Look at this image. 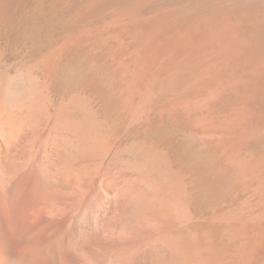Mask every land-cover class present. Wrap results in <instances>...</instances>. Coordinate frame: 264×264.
<instances>
[{"label":"rangeland","instance_id":"rangeland-1","mask_svg":"<svg viewBox=\"0 0 264 264\" xmlns=\"http://www.w3.org/2000/svg\"><path fill=\"white\" fill-rule=\"evenodd\" d=\"M0 18V99L8 93L25 114L40 94L67 91L57 90L49 63L129 71L146 130L140 148L131 138L114 148L110 167L131 177L144 154V189L160 211L159 264H264V0H0ZM157 122L182 130L169 144L193 134L223 177L204 184L197 158L187 167L148 128ZM151 147L170 154L158 158Z\"/></svg>","mask_w":264,"mask_h":264},{"label":"bare ground","instance_id":"bare-ground-1","mask_svg":"<svg viewBox=\"0 0 264 264\" xmlns=\"http://www.w3.org/2000/svg\"><path fill=\"white\" fill-rule=\"evenodd\" d=\"M101 1L89 0L93 4ZM80 62L46 64L50 76L58 81L57 90L67 91L62 96L40 94L36 109L26 114L15 104L12 107L7 92V99H0V264H103L107 258L109 264H159L160 211L144 189V154L138 152L131 177L127 168L112 169L109 160L114 148L130 138L141 147L146 130L142 101L132 90L129 71L106 63ZM157 123L147 127L168 137L167 145L182 133L173 123ZM193 136L183 135L176 144H169L168 151L187 167L192 168L194 158L200 167L205 164L200 168L196 163L193 168L204 184L211 185L225 171L216 169L213 156L205 154ZM22 149H29L30 156L25 157ZM149 151L158 158L170 154L152 147ZM129 183L132 189L127 188ZM145 222L152 224L147 232ZM185 253H177L185 258L183 262L194 259L189 257L192 253ZM206 263L212 264L210 260Z\"/></svg>","mask_w":264,"mask_h":264}]
</instances>
